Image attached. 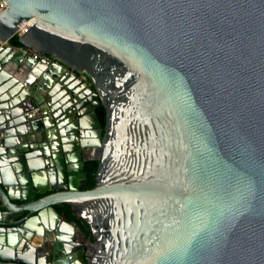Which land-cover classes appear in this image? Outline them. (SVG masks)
<instances>
[{"label": "water", "instance_id": "water-1", "mask_svg": "<svg viewBox=\"0 0 264 264\" xmlns=\"http://www.w3.org/2000/svg\"><path fill=\"white\" fill-rule=\"evenodd\" d=\"M13 36L0 264H57L58 247L71 264H264V0H0V39ZM84 94L104 126L79 111ZM67 111L79 153L96 152L89 189L33 173ZM63 204L90 224L87 251L67 246L80 226Z\"/></svg>", "mask_w": 264, "mask_h": 264}, {"label": "flooded vegetation", "instance_id": "flooded-vegetation-1", "mask_svg": "<svg viewBox=\"0 0 264 264\" xmlns=\"http://www.w3.org/2000/svg\"><path fill=\"white\" fill-rule=\"evenodd\" d=\"M16 71H18L19 73L21 72V70L15 69ZM47 76V75H46ZM44 77V76H43ZM13 79V78H12ZM39 79V78H38ZM86 79V77H85ZM39 81L41 83H47L46 80L44 79H39ZM20 82L19 79H16V83ZM16 85V84H15ZM82 99H85L82 107H80V110H83L84 108L86 110H83V116L84 117H88L87 120H91V109H88V107H92L95 110V113L97 112V109L101 106H95V99L91 98V96L89 94H84L83 97L81 98H77V102H79L80 104L82 103ZM70 100V106L73 107V103L71 100H74V98H70L68 99ZM45 104V103H44ZM43 105V104H42ZM46 110V109H45ZM75 110V109H74ZM97 115V113H96ZM80 116H76V113L73 111H67V113H65L64 115V119H65V124L64 127L67 128V130L65 131L64 135H60L59 133L56 134V138L54 137L53 139H51L48 143L51 144H47V143H43L44 149L43 151V155H37L34 156V163L33 165L34 167V172L37 175H39L41 178L43 177H49V171L52 170H57V173L60 174L61 172L63 174H67V178H68V182H75L78 184V188L79 189H89L91 187L94 186L95 184V180L92 186L90 187H83L85 184V178H86V174H85V168H84V164L86 160H90V159H95L94 156H96V152H92L88 149H81V153H79V133L77 132V130H80V128L78 126H76V120ZM98 117V115H97ZM99 119V118H98ZM43 120H45L44 122L50 123V119L48 116V113L46 115H44ZM51 130V127H49ZM52 135L54 136V133L52 132ZM67 150V151H66ZM41 151V150H40ZM44 151L47 153V155H45ZM80 158H82V166H83V173L80 172ZM96 160V159H95ZM59 170H61L59 172ZM84 174V177H81V175ZM95 174V171H94ZM43 194H38V197L42 196ZM56 209L57 211L62 214V215H66L67 216V220L69 222L72 221H76L79 226L80 229H75L74 233L72 235V240L67 242V246L72 248L71 252H76L79 249V244H81V242H83L86 246V251L88 250L87 247V243L89 240H91L92 242L95 241V238L91 232V226L90 224L84 222L81 219H74L69 217L68 214H66L64 211H61L58 209V205H56ZM83 233H85L87 235V237H85L83 235ZM62 244H59V246H62L63 244H65V242H61ZM51 246V242L50 240L47 243V248L49 249ZM68 253L66 254L64 252L63 249L58 247V252H56L55 254V260L57 264H71L72 261L68 262L69 260H67V256ZM46 258H48L47 254L45 255ZM66 259V261H65ZM78 259V257H77ZM77 259H74L73 261H76ZM79 264V263H78Z\"/></svg>", "mask_w": 264, "mask_h": 264}, {"label": "trees", "instance_id": "trees-1", "mask_svg": "<svg viewBox=\"0 0 264 264\" xmlns=\"http://www.w3.org/2000/svg\"><path fill=\"white\" fill-rule=\"evenodd\" d=\"M9 43L11 45H14V46H20L21 45L19 40H18V36H13L10 39ZM96 113L98 115L100 123L104 126V124H105L104 107L100 106L97 109ZM97 164H98L97 160H95V159H90V160H86L85 161L84 168H85L86 178H85V184H84L83 187H90V186L93 185V183H94V171L96 170ZM58 209L61 210V211H64L66 214L69 215V217L75 219V217H74L69 205H67V204L58 205Z\"/></svg>", "mask_w": 264, "mask_h": 264}, {"label": "crops", "instance_id": "crops-1", "mask_svg": "<svg viewBox=\"0 0 264 264\" xmlns=\"http://www.w3.org/2000/svg\"><path fill=\"white\" fill-rule=\"evenodd\" d=\"M2 58L4 59L3 62H5L6 65H8V64H12V65H14V64L12 63V61H11V58H10V55L8 54V51L5 52V55H4ZM44 105H45V104H43V106H44ZM46 109H47V108H46Z\"/></svg>", "mask_w": 264, "mask_h": 264}, {"label": "built area", "instance_id": "built-area-1", "mask_svg": "<svg viewBox=\"0 0 264 264\" xmlns=\"http://www.w3.org/2000/svg\"><path fill=\"white\" fill-rule=\"evenodd\" d=\"M9 41H10V39H9V40H6V41H2V40L0 39V47H2L3 45L10 44ZM21 49H22L25 53L29 51V49L26 48V47H25V48H24V47H21ZM35 56H37V55H35Z\"/></svg>", "mask_w": 264, "mask_h": 264}]
</instances>
